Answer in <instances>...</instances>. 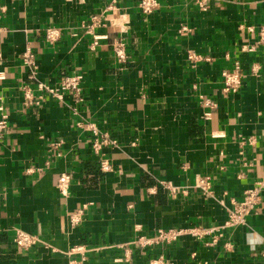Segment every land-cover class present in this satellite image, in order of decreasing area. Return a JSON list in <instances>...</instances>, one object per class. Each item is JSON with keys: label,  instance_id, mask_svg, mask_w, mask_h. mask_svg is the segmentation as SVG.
<instances>
[{"label": "crops", "instance_id": "obj_1", "mask_svg": "<svg viewBox=\"0 0 264 264\" xmlns=\"http://www.w3.org/2000/svg\"><path fill=\"white\" fill-rule=\"evenodd\" d=\"M202 1L158 0L144 14L139 0H0V106L9 116L0 264H68L79 246L84 264H150L160 255L170 264H264V188L247 225L225 224L232 203L264 182V0ZM29 51L35 71L25 65ZM236 63L242 84L226 93L223 72ZM73 74L84 77L78 115L71 94L61 101L38 89ZM80 122L115 143L96 152ZM63 174L72 177L67 196L57 188ZM206 178L213 196L198 187ZM194 227L216 232L137 244ZM17 231L40 242L18 248Z\"/></svg>", "mask_w": 264, "mask_h": 264}, {"label": "built area", "instance_id": "obj_2", "mask_svg": "<svg viewBox=\"0 0 264 264\" xmlns=\"http://www.w3.org/2000/svg\"><path fill=\"white\" fill-rule=\"evenodd\" d=\"M200 6H203L202 0H197ZM139 9L144 14H152L156 12L159 8L158 0H139ZM94 21H97L96 18H93ZM97 25V22L90 27V30ZM260 40L259 44H264V29L260 32ZM57 34L54 30L49 29L47 33V40L50 43H55ZM96 42L94 45H97L99 38L94 37ZM114 54L117 57L119 63L123 64L127 62L128 56L126 51L125 43H118L114 46ZM189 59L191 61H198L201 57L198 55H194L189 53ZM25 65L27 67H31L33 71H35L38 67L37 59L32 52H28L24 55ZM83 78L79 74H73L71 76H67V78L61 80L59 83L53 86H46L40 84L38 89L40 91L45 92L46 94H50L55 98L63 101L65 99L66 94H71L74 97V102L77 105L73 109L74 114L78 115L79 110L78 106L81 105L84 101L82 96V82ZM223 78L225 83L224 92L226 93H237L238 89L242 84V74L240 73V65L236 63L235 68L232 71H224ZM28 102H35V97H33L32 92L26 95ZM42 99V97H39ZM39 104V102H37ZM205 106H211L212 103L210 101L204 102ZM211 114H206V119H210ZM78 127L85 132L91 133L93 136V148L96 152H100L104 146L108 144L115 143L110 139V137L106 134L103 135L99 132L98 128L95 124L87 122H80ZM9 131V116L5 114L4 108L0 106V139L5 138L6 134ZM101 169L105 172L109 171V165L106 162H102ZM71 175L63 174L58 181L57 188L60 190L61 194L67 196L70 192V183H71ZM198 187L203 190L207 195L213 196V190L210 186V178H206L201 180ZM264 188V182H258L255 187L247 190L244 194L243 199L238 202H233V209L230 211L228 220L226 221V227H240L247 225V217L250 216L254 211L257 210L260 203L262 202V190ZM186 190V189H185ZM174 193L182 192L181 189L172 188ZM185 192V191H183ZM216 232L215 228H184V229H168V230H159L154 237L144 238L141 237L138 239L137 244L146 248L151 245H165L172 244L178 241L184 235H190L196 239L202 240L203 238L213 235ZM214 240L213 242H215ZM40 240L37 236H32L24 231H17L15 234L14 244L18 246V248L22 249H30L33 248L34 245L39 243ZM264 246V239L262 240ZM86 248L83 246L75 247L71 249L69 255L72 257V260L68 264H84L86 260ZM262 258L264 260V249L262 251ZM150 264H170L164 255H160L149 262Z\"/></svg>", "mask_w": 264, "mask_h": 264}]
</instances>
